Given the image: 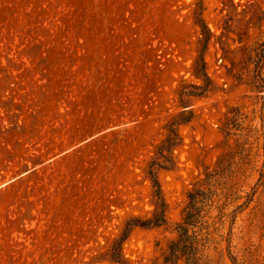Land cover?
<instances>
[{"label": "rangeland", "instance_id": "obj_1", "mask_svg": "<svg viewBox=\"0 0 264 264\" xmlns=\"http://www.w3.org/2000/svg\"><path fill=\"white\" fill-rule=\"evenodd\" d=\"M199 55L211 90L184 110ZM263 91L264 0H0V264H110L123 224L154 210L146 170L183 111L175 167L156 170L166 224L134 228L125 261L163 264L187 193L243 144L205 261L264 264Z\"/></svg>", "mask_w": 264, "mask_h": 264}, {"label": "trees", "instance_id": "obj_2", "mask_svg": "<svg viewBox=\"0 0 264 264\" xmlns=\"http://www.w3.org/2000/svg\"><path fill=\"white\" fill-rule=\"evenodd\" d=\"M191 70L193 77L201 81L202 85L191 86L190 91H186L184 88L177 90L178 105L184 110L191 107L188 105V98L201 97L211 90L202 55H199L194 61ZM190 115L191 112L183 111L166 123L167 134L156 147L154 158L146 170V175L151 183L154 210L150 217L130 218L123 224L119 236L110 244L108 251L110 264H127L122 255V245L134 228H155L166 224V205L161 195L156 170H170L175 167L173 152L181 145L177 128L180 124L188 122L191 119ZM238 121V117H232L226 124V128L234 129L238 125ZM250 157V150L246 149L243 144H238L194 184L192 190L186 195L187 205L182 221L176 225L177 239L168 246L163 264H179V262L208 264L205 261L204 252H207L209 245L214 243L213 233L218 232L217 228H213L214 223H209L210 212L212 209L218 212L214 219L217 218L219 222L228 217L226 210L241 198L238 195L237 184L239 177L245 173L251 163ZM248 201L249 199L246 198V202ZM243 207L244 203L235 206L229 215L233 214L234 216ZM219 237L222 238V236Z\"/></svg>", "mask_w": 264, "mask_h": 264}]
</instances>
